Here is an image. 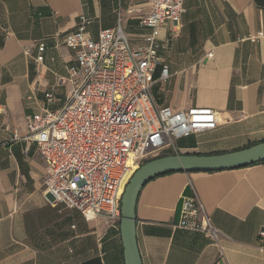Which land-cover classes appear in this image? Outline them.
I'll list each match as a JSON object with an SVG mask.
<instances>
[{
	"label": "crops",
	"instance_id": "0c3cea01",
	"mask_svg": "<svg viewBox=\"0 0 264 264\" xmlns=\"http://www.w3.org/2000/svg\"><path fill=\"white\" fill-rule=\"evenodd\" d=\"M149 11V0H0V264H125L120 223L87 222L78 210L52 204L36 145L12 138L26 135L28 116L63 105L67 70L77 64L63 41L80 17L92 39L120 23L138 47L150 31L138 19ZM262 30L264 0H184L179 26L160 28L150 87L156 106L206 107L221 122L174 140L171 154L224 155L264 142V39H247ZM185 196L203 203L221 232L218 244L176 227ZM134 219L141 264H264V160L154 177L138 194Z\"/></svg>",
	"mask_w": 264,
	"mask_h": 264
},
{
	"label": "built area",
	"instance_id": "2783aa9c",
	"mask_svg": "<svg viewBox=\"0 0 264 264\" xmlns=\"http://www.w3.org/2000/svg\"><path fill=\"white\" fill-rule=\"evenodd\" d=\"M149 5L148 15L138 21L150 31L138 47L130 45L120 23L92 39L85 31L88 19L80 17L78 28L63 41L75 50L77 63L67 70L71 90L63 105L28 116L26 135L13 134V140L34 143L44 159L48 200L78 210L87 222L102 218L120 223L124 187L141 165L174 149V140L212 131L221 123L210 108L156 106L150 87L160 63V28L165 23L179 26L184 0H149ZM247 39H264V30ZM38 49L40 64L43 44ZM160 77L168 78L166 66ZM44 96L49 105L55 102L50 93ZM181 201L176 227L203 233L218 244L221 232L203 203L196 196Z\"/></svg>",
	"mask_w": 264,
	"mask_h": 264
},
{
	"label": "water",
	"instance_id": "95a60500",
	"mask_svg": "<svg viewBox=\"0 0 264 264\" xmlns=\"http://www.w3.org/2000/svg\"><path fill=\"white\" fill-rule=\"evenodd\" d=\"M264 142L231 154L215 156H194L171 154L154 158L141 165L125 185L120 203V235L124 250L125 264H141L134 234V212L136 200L143 185L154 177L174 172H216L262 162Z\"/></svg>",
	"mask_w": 264,
	"mask_h": 264
},
{
	"label": "rangeland",
	"instance_id": "374dc122",
	"mask_svg": "<svg viewBox=\"0 0 264 264\" xmlns=\"http://www.w3.org/2000/svg\"><path fill=\"white\" fill-rule=\"evenodd\" d=\"M168 153H169V150H166V151H164V152H162V153L156 154L155 157H152V158H150V159L147 160V161H151V160H153L154 158L164 157V156L171 155V154H168Z\"/></svg>",
	"mask_w": 264,
	"mask_h": 264
},
{
	"label": "trees",
	"instance_id": "16d2710c",
	"mask_svg": "<svg viewBox=\"0 0 264 264\" xmlns=\"http://www.w3.org/2000/svg\"><path fill=\"white\" fill-rule=\"evenodd\" d=\"M168 154H171L170 152Z\"/></svg>",
	"mask_w": 264,
	"mask_h": 264
}]
</instances>
